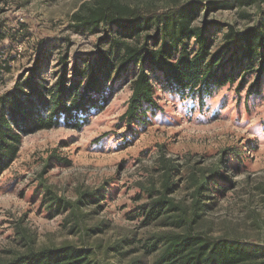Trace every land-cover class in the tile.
<instances>
[{"label": "rangeland", "instance_id": "374dc122", "mask_svg": "<svg viewBox=\"0 0 264 264\" xmlns=\"http://www.w3.org/2000/svg\"><path fill=\"white\" fill-rule=\"evenodd\" d=\"M88 1L0 0V64L9 68L1 67L0 95L40 53L41 75L51 80L59 57L67 54L72 62L95 50L101 34L78 31L71 23V15ZM123 1L161 8L189 0ZM194 1L216 7L201 9L196 20L197 26L207 25L214 48L225 26L242 31L264 21V0ZM135 74L131 66L106 106L80 130L59 127L23 137L17 159L0 176V262L70 244L90 249L94 264H151L155 254L144 253L143 244L172 229L143 225L137 216L150 196H159L165 165L176 166L170 170L171 197L189 209L197 185L209 178L200 197L198 230L212 240L239 241L256 255L264 251V76L249 97L246 89L236 91L235 83L200 100L170 93L153 74L159 108L148 116V125L130 132L120 117ZM230 149L241 164L225 155ZM220 161L219 174L230 173L228 182L218 177L213 185L209 176ZM90 194L97 201L82 208L57 210L51 202Z\"/></svg>", "mask_w": 264, "mask_h": 264}, {"label": "trees", "instance_id": "16d2710c", "mask_svg": "<svg viewBox=\"0 0 264 264\" xmlns=\"http://www.w3.org/2000/svg\"><path fill=\"white\" fill-rule=\"evenodd\" d=\"M147 6L133 7L123 0L82 3L71 15V23L78 31L88 29L101 34L95 50L72 62L67 54L59 57L51 80L41 75L40 53L28 72L0 95V176L17 159L24 136L59 127L83 128L92 113L106 106L115 84L131 66L136 68V74L126 110L120 117L130 132L148 125V116L159 108V89L153 74L170 93L196 95L200 100L225 85L236 83V91L246 89L248 97L252 89L258 88L264 76V21L242 31L225 26L222 40L214 48L207 25H196L201 9L216 8L212 3L205 8L194 0L171 7ZM1 67L9 72L0 64V74ZM249 77H253L251 83ZM225 155L242 163L234 149ZM222 165V161L216 164L209 176L213 185L218 183V177L225 182L230 175L219 174ZM175 167L165 165L159 196H150L137 216L142 217L143 225L154 222L157 227L172 229L149 236L143 244L144 253L155 254L151 264H264V251L256 255L239 241L212 240L198 230L203 210L200 197L209 178L205 185H197L189 209L171 197L175 188L170 170ZM88 201L97 199L93 194L75 202L51 198L54 207L63 211L74 206L82 208ZM92 259L90 249L64 244L29 251L0 264H94Z\"/></svg>", "mask_w": 264, "mask_h": 264}]
</instances>
